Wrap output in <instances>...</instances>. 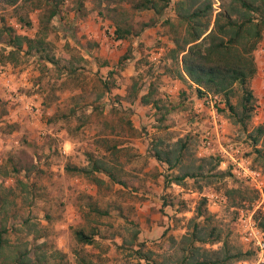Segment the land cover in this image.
Segmentation results:
<instances>
[{
    "label": "rangeland",
    "instance_id": "rangeland-1",
    "mask_svg": "<svg viewBox=\"0 0 264 264\" xmlns=\"http://www.w3.org/2000/svg\"><path fill=\"white\" fill-rule=\"evenodd\" d=\"M136 1L51 0L59 10L48 24L44 0L0 4V78L5 74L15 84L0 79L5 238L27 249L44 243L47 255L64 254L49 264H174L201 209L231 255L242 254L224 264L251 261L249 217L264 239L258 225L264 162L249 137L264 126V36L254 52L250 118L239 123L221 95L213 116L208 96L216 94L199 93L175 76L170 50L184 31L179 0H158L160 14L132 9ZM211 1L212 21L235 6L232 0ZM115 23L133 34L149 26L115 41ZM40 28H47L42 52L12 45L14 36L35 39ZM20 76L30 87L19 86ZM241 94L235 86L230 102L236 112ZM21 97L33 104L23 107ZM64 143L72 144L67 155ZM172 150L179 153L168 169L155 154ZM94 163L109 174L92 173ZM184 173L195 176L172 181ZM75 230L93 243L78 244Z\"/></svg>",
    "mask_w": 264,
    "mask_h": 264
},
{
    "label": "trees",
    "instance_id": "trees-1",
    "mask_svg": "<svg viewBox=\"0 0 264 264\" xmlns=\"http://www.w3.org/2000/svg\"><path fill=\"white\" fill-rule=\"evenodd\" d=\"M20 1L22 0H0V4L15 6ZM44 1L46 3L42 13L48 24L58 14L59 7L57 3L49 4L51 0ZM200 1H203L200 6L192 9ZM158 2V0H137L132 5V9L153 10L156 14H160ZM232 3L235 6H231L230 10L217 12L212 21L214 10L211 0H179L176 2L178 22L184 31L182 35H176L173 39L174 47L170 53L173 64L176 66L175 76L178 79L187 80L197 88L199 93L202 89L223 96L225 107L231 111L239 123H244L254 110L250 81L257 73L254 52L264 36V0H232ZM211 22L212 28H210ZM114 25L115 41L125 40L129 36H138L144 27L149 26L144 24L138 33L133 34L130 28H122L117 23ZM46 31L47 28L44 30L40 28L35 39L14 36L12 45L18 51L25 44L28 51L35 49L37 52H42L45 50L43 37ZM40 34L43 36H39ZM235 86H238L242 93L239 101L240 112H236L235 106L230 102ZM249 135L254 146V153L264 162V126H257ZM176 153L179 152L158 151L155 158L167 164L168 169H171L174 166L172 156ZM179 157L181 156H178L177 163L180 161ZM76 171L90 173L78 168ZM91 171L92 173L109 174L99 163H94ZM194 176L195 174L184 173L182 176H176L172 181L179 184L185 178ZM2 203L4 201L0 199V264H49L55 255L58 257L61 255L63 259L64 254L59 251L47 255L43 250L44 243L34 245L32 249H27V246L23 248L20 244H10L5 238L9 232L6 228L8 218L4 213ZM208 218L209 214L199 209L195 218L190 220L193 226L181 238L179 242L181 255L174 264H224L226 261L232 262L240 259L241 252L231 255L226 242H222L220 233L208 224ZM258 225L264 231V216L260 217ZM74 237L78 244L91 245L94 241L93 237L83 230H75ZM216 243L222 244L219 250L206 248V245ZM135 252L140 254L141 251L136 250ZM78 262L90 264L84 259H78ZM152 264L156 263L152 262Z\"/></svg>",
    "mask_w": 264,
    "mask_h": 264
},
{
    "label": "built area",
    "instance_id": "built-area-1",
    "mask_svg": "<svg viewBox=\"0 0 264 264\" xmlns=\"http://www.w3.org/2000/svg\"><path fill=\"white\" fill-rule=\"evenodd\" d=\"M209 103L211 104V112L213 116L217 115V107L219 105L218 101V95H209L208 96ZM212 116V119L214 120V117ZM257 177V173L254 172V178ZM259 207L256 206V209ZM254 210V212L256 211ZM251 217L247 220L249 223V235H253V238L250 240V242L253 245V251H254V258L251 261H241L238 264H264V239H263V233L258 230V227L256 225L250 223ZM247 240V238H246Z\"/></svg>",
    "mask_w": 264,
    "mask_h": 264
},
{
    "label": "crops",
    "instance_id": "crops-1",
    "mask_svg": "<svg viewBox=\"0 0 264 264\" xmlns=\"http://www.w3.org/2000/svg\"><path fill=\"white\" fill-rule=\"evenodd\" d=\"M72 75V74H71ZM5 77V78H4ZM1 80L2 79H4V82H7L8 81V83L7 84H11V85H15L13 82H14V80L10 77V76H5V74H2L1 75V78H0ZM64 78H62L61 80H63ZM19 81V80H18ZM17 84H19V83H17ZM16 84V85H17ZM20 85H26L27 87H30L29 86V83H27V81H26V79H24V77L23 76H20V84H19V86ZM22 99H23V101H22V103H23V107H28L30 104H33V101L31 100V99H26V97H21ZM63 149H64V152L66 153V155L67 154H69L70 152H69V149H72V144H70V143H64L63 144Z\"/></svg>",
    "mask_w": 264,
    "mask_h": 264
}]
</instances>
